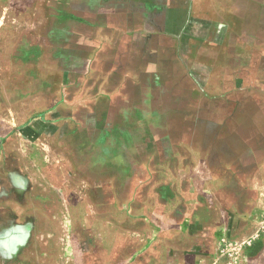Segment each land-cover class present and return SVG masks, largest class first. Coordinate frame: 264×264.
I'll return each mask as SVG.
<instances>
[{
	"label": "rangeland",
	"instance_id": "1",
	"mask_svg": "<svg viewBox=\"0 0 264 264\" xmlns=\"http://www.w3.org/2000/svg\"><path fill=\"white\" fill-rule=\"evenodd\" d=\"M0 264H264V0H0Z\"/></svg>",
	"mask_w": 264,
	"mask_h": 264
}]
</instances>
